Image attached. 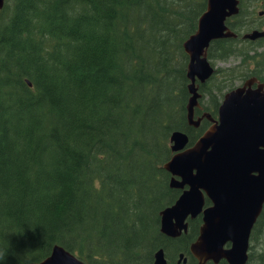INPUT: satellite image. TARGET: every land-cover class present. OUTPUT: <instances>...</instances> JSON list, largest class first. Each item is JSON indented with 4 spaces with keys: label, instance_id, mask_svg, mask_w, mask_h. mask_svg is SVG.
Listing matches in <instances>:
<instances>
[{
    "label": "trees",
    "instance_id": "16d2710c",
    "mask_svg": "<svg viewBox=\"0 0 264 264\" xmlns=\"http://www.w3.org/2000/svg\"><path fill=\"white\" fill-rule=\"evenodd\" d=\"M240 1L227 21L238 37L208 53L214 66L238 62L198 84V117L216 119L224 95L248 78L264 82V38L243 39L264 30V0ZM206 8L207 0H5L0 264L42 262L55 246L87 264H153L167 240L161 214L180 194L164 168L172 134L193 145L211 125L188 122L184 48ZM260 217L252 264H264Z\"/></svg>",
    "mask_w": 264,
    "mask_h": 264
},
{
    "label": "water",
    "instance_id": "95a60500",
    "mask_svg": "<svg viewBox=\"0 0 264 264\" xmlns=\"http://www.w3.org/2000/svg\"><path fill=\"white\" fill-rule=\"evenodd\" d=\"M5 0H0V12ZM240 0H207L206 12L200 17L197 32L185 41L191 62L188 67L191 99L188 122L200 128L208 114L195 119L200 108L199 83L205 85L215 74L208 52L214 41L238 37L228 20L239 15ZM264 31L246 33L244 39L256 41ZM198 83V84H197ZM192 146L187 134L176 131L171 143L175 155L164 166L171 173V186L184 190L179 200L162 212L161 232L176 238L186 229V219L203 210L206 197L212 207L204 211L205 225L192 252L204 264L218 261L227 242L230 264H244L248 259L254 225L264 209V83L250 78L241 87L225 95L217 120ZM155 264H166L163 250L157 252ZM87 264L61 246L38 263Z\"/></svg>",
    "mask_w": 264,
    "mask_h": 264
},
{
    "label": "flooded vegetation",
    "instance_id": "af4514ba",
    "mask_svg": "<svg viewBox=\"0 0 264 264\" xmlns=\"http://www.w3.org/2000/svg\"><path fill=\"white\" fill-rule=\"evenodd\" d=\"M184 190H182L183 192ZM203 210L196 215H189L187 217V227L179 232V236L176 238L166 237L167 240L163 242L164 245L161 250L164 252L166 264H201V260L198 256L193 254L192 248L200 240L202 235V228L205 225L204 211L212 207V202L206 200L203 206ZM233 247V242H227L222 248L221 252L223 256L218 260L208 259L204 264H230L226 253L229 252ZM251 247L248 250V259L244 264H252L250 262ZM155 258V256H154ZM156 263V258L153 264Z\"/></svg>",
    "mask_w": 264,
    "mask_h": 264
},
{
    "label": "rangeland",
    "instance_id": "374dc122",
    "mask_svg": "<svg viewBox=\"0 0 264 264\" xmlns=\"http://www.w3.org/2000/svg\"><path fill=\"white\" fill-rule=\"evenodd\" d=\"M257 11L259 12L260 10L262 11V10H264V8H262V6H261V4L257 7ZM238 61L237 60H235V61H230V62H219V63H217L218 65V68H223V67H225V68H228V67H232V66H234L235 65V63H237ZM239 84H240V82H238Z\"/></svg>",
    "mask_w": 264,
    "mask_h": 264
},
{
    "label": "bare ground",
    "instance_id": "6f19581e",
    "mask_svg": "<svg viewBox=\"0 0 264 264\" xmlns=\"http://www.w3.org/2000/svg\"><path fill=\"white\" fill-rule=\"evenodd\" d=\"M145 4V3H144ZM135 15V14H134ZM199 21V20H198ZM199 25V24H198ZM173 28V27H172ZM171 28V29H172ZM53 49H55V48H53ZM54 52V51H53ZM55 56V55H54ZM18 67V66H17ZM18 70V69H17ZM22 71V70H21ZM19 72V71H18ZM9 74V73H8ZM8 76V75H7ZM21 76H22V74H21ZM20 76V77H21ZM18 77V76H17ZM13 79V78H12ZM14 81H15V79H14ZM32 86V85H31ZM66 101V100H65ZM58 102V101H57ZM61 103H63L62 101H61ZM65 103V102H64ZM68 103V102H67ZM60 104V103H59ZM57 105V104H56ZM67 105V104H66ZM69 108V107H68ZM59 109V108H58ZM64 117V116H63ZM9 150V149H8ZM13 154V153H12ZM11 155V154H10ZM45 260V259H44ZM26 264H28V263H26Z\"/></svg>",
    "mask_w": 264,
    "mask_h": 264
}]
</instances>
